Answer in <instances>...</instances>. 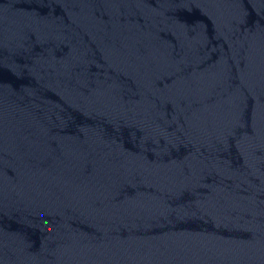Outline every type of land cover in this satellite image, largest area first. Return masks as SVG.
Returning a JSON list of instances; mask_svg holds the SVG:
<instances>
[{
  "label": "water",
  "instance_id": "95a60500",
  "mask_svg": "<svg viewBox=\"0 0 264 264\" xmlns=\"http://www.w3.org/2000/svg\"><path fill=\"white\" fill-rule=\"evenodd\" d=\"M0 264H264V0H0Z\"/></svg>",
  "mask_w": 264,
  "mask_h": 264
}]
</instances>
